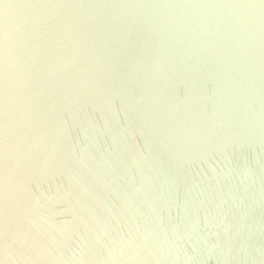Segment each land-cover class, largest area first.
<instances>
[{
	"label": "water",
	"instance_id": "water-1",
	"mask_svg": "<svg viewBox=\"0 0 264 264\" xmlns=\"http://www.w3.org/2000/svg\"><path fill=\"white\" fill-rule=\"evenodd\" d=\"M0 264H264V0H0Z\"/></svg>",
	"mask_w": 264,
	"mask_h": 264
}]
</instances>
